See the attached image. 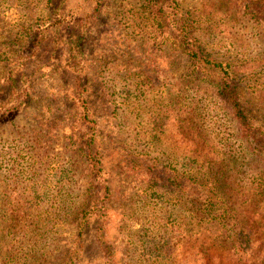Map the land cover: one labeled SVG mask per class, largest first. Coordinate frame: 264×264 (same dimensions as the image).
<instances>
[{
	"label": "trees",
	"instance_id": "obj_1",
	"mask_svg": "<svg viewBox=\"0 0 264 264\" xmlns=\"http://www.w3.org/2000/svg\"><path fill=\"white\" fill-rule=\"evenodd\" d=\"M65 1L0 0V37L5 35L0 39V71H3L0 128L13 127L19 114H25L29 105H37L39 114L36 115L42 125L34 132L48 135L56 132L65 118L60 120L58 103L47 95L55 99L58 92H62L65 100L76 103L72 109L82 110L75 112L69 123L71 145L75 155L87 161L86 177L91 175L79 198L71 195L67 182L58 181L57 200L44 209L39 200H35L40 198L38 192L42 185L36 179L37 174L28 171L29 166L22 161L25 153L2 151L0 190L5 197L0 198V264H41L52 232H59V226L65 222L75 226L77 251H65L61 264H72L86 253L85 234L90 230L97 251L90 257L96 259L94 264H125L115 239L123 233L127 218V213L121 212L125 200L115 198L108 178L109 169L103 166L107 150L100 141L103 129L89 96L88 66L83 65L89 57H84L86 50L81 45L90 25L89 18L100 11L101 0H96L94 8L80 9L77 13L76 7L68 8ZM141 1L146 26L156 44L152 47L172 39L195 75L190 84L203 92L205 100L199 105L196 98L184 102L179 94L174 93L170 98L162 95L163 92L153 97L152 103L156 105L153 131L176 133L174 142L183 151L176 152V157L187 161L181 175L176 171L166 175L156 164L152 168L147 163L152 158L146 152L131 160L129 168L142 174L136 192L139 197L144 201L151 197L161 200L155 213L154 230L165 233L164 240L154 237L163 246L145 254L147 257L141 255L140 263L215 264L223 260L227 252L228 264H264V116L246 103L238 88L242 79L230 58H221L214 51L215 41L203 39L197 33L199 17L195 19L186 11L180 0ZM201 2L206 19L218 22L224 28L221 31L233 32L242 26L264 37V0ZM11 9L24 11L22 19L12 21ZM150 59L141 67L142 73L146 82L156 79L159 84L163 74L161 62L156 57ZM124 60L119 65H124ZM64 71L74 74V80L61 77ZM150 74L157 76L153 79ZM48 77H54V87L51 91L40 90ZM211 97L220 105L211 108ZM203 105L211 110L205 112ZM65 114L68 115L63 112ZM157 118L160 121H156ZM228 118L230 124L231 119L236 122L239 136L230 134ZM237 140L243 145L238 152ZM10 178H16L14 182L19 188L32 190L33 199L23 197L26 191L17 189L16 192L22 194L13 197L7 183ZM26 180L28 183L23 184ZM168 185L171 191L163 192L162 187ZM47 191L51 195V186ZM132 193L133 190L127 191L125 198H131ZM116 210L122 218L113 234L111 212Z\"/></svg>",
	"mask_w": 264,
	"mask_h": 264
},
{
	"label": "rangeland",
	"instance_id": "obj_2",
	"mask_svg": "<svg viewBox=\"0 0 264 264\" xmlns=\"http://www.w3.org/2000/svg\"><path fill=\"white\" fill-rule=\"evenodd\" d=\"M180 3L195 19L199 17L200 28L197 33L203 39L215 41L214 51L221 58H230L242 79L238 88L246 103L264 116V37L256 30L242 26L236 27L233 32L221 31L224 28L218 25V22L216 24L206 19L201 0H180ZM65 4L68 8L76 7L77 13L80 9H90L91 6L94 8L96 0H66ZM100 4V11L89 18L90 25L82 37L81 45L86 50L84 57H89L87 61L84 60L83 65L88 66L91 105L98 114L103 129L100 141L107 150L103 166L106 165L109 169L108 178L115 198L120 197L122 201L125 200L121 212L125 215L127 213V218L125 217L123 233L115 238L116 245L119 247V253L123 252L122 259L125 264H143L145 261L140 263L141 255L147 257L145 254L148 255L151 251H155L154 249L161 248L163 243L155 241L154 237L164 240L165 233L159 229L157 232L154 230L155 213L161 200L151 197L144 201L139 197L136 192L139 189V175L142 174L137 169L129 168L131 160L141 157V153L146 152L148 157L152 158L151 162L147 163H150L152 168H155L154 164H156L166 175L170 171H176L181 175L187 161L185 158L181 160L176 157L178 156L176 152H183L174 142L176 133H171V130L165 134L153 131V113L156 108L152 103L153 97H158L163 92L162 95L173 98L175 93L180 95L181 101L189 102L192 98H196L199 105H202L205 95L199 88L195 89L194 84H190L194 82L191 79L195 75L191 73V66L186 56L179 54L182 51L172 39H167L159 47H152L156 44L154 36L150 33L151 30L146 26L147 18L143 15L144 7L141 0H101ZM10 13L12 21H16L22 19L25 12L11 9ZM70 18L71 16L68 17ZM3 38L5 35H1L0 39ZM210 47L212 48V44ZM151 57L153 59L156 57L161 62L160 72L163 74L159 84L156 83L154 77L157 75L154 74H150L154 81L146 82L141 70L142 66L150 62ZM123 59L126 63L119 65ZM146 60L148 61L144 62ZM2 73L3 71H0V79ZM61 77L67 81L74 80V74L72 75L70 71L62 72ZM143 81L146 82L145 85H142ZM154 84L156 87L152 88ZM54 85V77H48L40 85V90L46 88L51 91ZM158 85L161 87L158 88ZM47 98L58 103L60 120L65 118L56 132L50 135L46 132H34L35 128L42 125L36 115L39 114L37 105H29L25 114H19L13 127L0 128V154L8 149L14 152L22 150L21 152L25 153L22 161L29 166L28 171L37 174L36 179L42 185L38 192L40 198L36 197L35 200H39L44 209L57 200L58 181L62 179V182H67L71 195L79 198L82 196L86 179L91 175L86 177L87 161L83 156L75 155L71 145L72 126L69 123L73 120L75 112L82 110L76 111V107L72 109V105L76 103L68 98L65 100V94L62 92H58V97L55 99L50 95H47ZM210 100L211 108L213 105H220L217 99L211 97ZM157 104L160 105L159 102ZM203 107L207 113L211 110L208 105ZM63 112L68 115H63ZM156 121L160 120L157 118ZM227 121L228 129H231L230 134L235 133L236 137L239 136L236 122L231 119L232 124H230L229 118ZM154 133H157L156 136ZM38 136L39 140H37ZM242 146L241 140H237L236 151H240ZM128 162L130 165L127 164ZM10 179L7 183L10 185L13 197L22 194L24 190L26 192L23 193V197L33 199V194L30 195L32 190L19 188L18 183L14 182L16 178ZM27 181L22 182L25 184ZM48 186L52 188L51 195L47 191ZM16 189L21 192H16ZM131 190H133L131 198H125L126 192L130 193ZM167 190L171 191L170 185L162 187L163 192ZM2 197L5 196L1 189L0 198ZM175 208L178 210L177 207ZM162 211L161 209L159 214ZM121 218L122 215L118 210L111 212V233L114 234L116 227L121 225L119 221ZM52 234L46 249L48 252L41 264H61L65 251H77L74 238L76 229L71 222L63 223L59 226V232L53 231ZM94 238L91 230L85 234L86 253H82L81 258L79 257L72 264L96 262V259L90 258L97 253ZM227 254L224 253L223 260L215 264H228Z\"/></svg>",
	"mask_w": 264,
	"mask_h": 264
}]
</instances>
